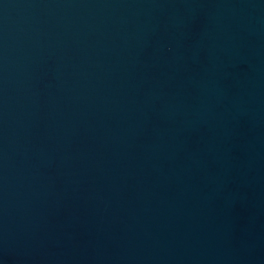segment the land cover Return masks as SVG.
Wrapping results in <instances>:
<instances>
[{"label":"water","instance_id":"95a60500","mask_svg":"<svg viewBox=\"0 0 264 264\" xmlns=\"http://www.w3.org/2000/svg\"><path fill=\"white\" fill-rule=\"evenodd\" d=\"M0 264H264V0H0Z\"/></svg>","mask_w":264,"mask_h":264}]
</instances>
